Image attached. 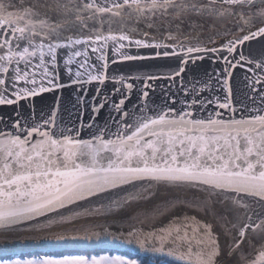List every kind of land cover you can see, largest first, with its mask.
I'll use <instances>...</instances> for the list:
<instances>
[{"label":"snow or ice","instance_id":"snow-or-ice-1","mask_svg":"<svg viewBox=\"0 0 264 264\" xmlns=\"http://www.w3.org/2000/svg\"><path fill=\"white\" fill-rule=\"evenodd\" d=\"M241 20L245 23L239 24ZM228 22L239 25V34L225 27L229 38L208 47L219 39L217 26ZM205 25L212 34L201 41L199 31ZM185 26L191 31L185 32ZM186 37L195 38V45L189 41L185 46ZM257 38L264 43V0H29L27 6L25 0H0V105H17L15 115L20 117L12 128L0 126V244L5 245L0 247V264H138L127 256L94 251L123 244L115 234L109 238L106 230L90 227V218L103 215L105 208L111 212L129 201L149 200L160 187L195 188L208 198L231 201L237 213L231 227L238 233L232 249L243 253L246 242L258 255L242 254L241 259L264 264V59L254 62L242 47ZM131 48H152L154 57H176L179 64L165 73H108L110 65L149 58L122 51ZM61 49L65 51L58 53ZM221 51L229 55L220 56ZM62 57L69 78L65 83L60 82ZM205 58L224 67L205 82L211 95L196 99L204 89L183 87L182 74L189 62ZM237 67L245 70L250 104L234 101L231 79ZM106 79L118 85L112 90L120 95L118 103L107 92L100 95ZM158 80L168 84L157 85ZM93 81L99 85L98 105L93 103L96 96L86 100L84 86ZM71 85H79L77 103L91 105L89 121H83L82 112L76 124L58 120L59 98L41 121L32 119L34 112L21 116L20 101L34 109L30 98ZM157 87L163 96L159 106L147 99L148 90ZM133 89L141 94L133 106L139 112L130 114L123 106L130 98L126 92ZM180 92L191 98H181ZM110 101L120 115L119 120L110 117L115 131L95 121ZM85 127L88 135L82 138ZM126 186L134 194L117 192ZM106 193L112 194L110 203L95 206L91 198ZM189 204L177 197L157 205L150 215L157 219ZM190 206L207 208L208 199ZM181 227L164 229L160 246L145 249V255L213 264L218 250L205 253L201 247L193 252L187 235L174 237V247L165 251L164 242ZM211 228L205 225V235H212ZM21 241L64 251L21 256L20 249L7 246ZM178 241L187 244L186 253L178 250ZM195 243L203 245L204 240Z\"/></svg>","mask_w":264,"mask_h":264},{"label":"water","instance_id":"water-1","mask_svg":"<svg viewBox=\"0 0 264 264\" xmlns=\"http://www.w3.org/2000/svg\"><path fill=\"white\" fill-rule=\"evenodd\" d=\"M29 0H25V6ZM243 20L239 21V24H244ZM219 30V39L215 41V43L208 44V47L219 46L223 44L228 38L230 33H225V27L230 30H234L239 34V25L233 24L232 22H228L226 25L220 24L217 26ZM185 32L191 31L188 26L184 28ZM212 34L211 26L205 25L199 31V38L201 41H206L208 35ZM189 41L193 45H195L196 40L193 37H186L184 39V44L187 46ZM173 42V41H166ZM245 56L251 57L254 62L264 59V43H261V39L257 38L256 40L245 42V45L242 46ZM240 49H238L239 51ZM65 50H58V53L63 52ZM122 51H127L132 55H141L145 57H149L143 60H133V61H123L116 65H110L108 69V73L112 72V69H118L122 73H131L132 75H146L148 73L158 72L165 73L171 69H175L179 61L176 57H166V58H156L153 56L155 49L152 48H131L124 49ZM108 56L111 58L114 53L111 50V47L107 49ZM91 54V53H90ZM118 55V54H115ZM200 55V54H195ZM229 55L226 51H221L220 56ZM209 57H214V54L209 53ZM66 57H62L60 61V82L65 83L68 81V76L65 74L64 66L62 63V59ZM79 59V58H77ZM71 67H74L71 66ZM224 64L220 61L213 63V59L205 58L203 60H197L195 63L189 62L186 66V71L182 74L184 84L183 87H187L189 90L194 86L197 90L203 88L204 90L200 93L196 99H200V96H210L211 93L208 87L205 86V82L209 81V77L215 75L216 70L223 69ZM254 67V64H253ZM107 75V73H106ZM249 76H253V73H248ZM178 81L181 77L176 78ZM127 82L136 83L135 80H129ZM141 84L143 81L140 82ZM151 83V82H149ZM157 85L163 83L165 85L168 84L167 80L164 81H155ZM231 84L233 88L234 101L236 103H246L250 104L251 102L248 100L246 93L249 91L247 88V81L245 80V70L243 68L237 67L234 70L233 77L231 79ZM98 82L93 81L90 84L85 85L87 88V96L86 100H92L94 96H96V88L98 87ZM180 86V85H178ZM118 87L115 81L107 80L105 84L101 86L100 95L103 96L105 92L109 93L111 97V101L116 103L119 102L120 95L119 93H112L114 88ZM213 90L215 88L214 81L212 82ZM259 87V85H257ZM79 85H71L68 87L57 89L53 92L43 93L39 96L30 98L32 104H34V109L31 105H29L28 101H20L21 105H24L20 109L21 116H28L29 113L34 112V116L32 119L35 121H41V117L47 118L50 115V112L55 109L57 98H59V112H58V120H62L64 124H76L79 122L81 117V112L83 113L82 119L87 122L93 116L91 105L88 104H78L77 103V89ZM126 91V90H125ZM149 97L148 100L151 101L153 105L159 106L163 103V96L159 87L155 89V91L148 90ZM130 96L128 100H126L124 109L129 110L131 112H139V108H134V105L138 104L140 100V95L133 89V91L129 94ZM223 97V92L216 93ZM79 95L84 96V92L80 91ZM181 98L190 99L191 97L185 96L184 92H180L178 94ZM111 101L109 103H105L104 107L100 109L99 114L95 115V121L100 126H103L105 123L109 124V127L112 131H115V126L113 122H110V117H114L115 120L120 119V115L115 112L114 108H111ZM95 104L100 103V97L96 96ZM173 108L178 107L177 104L171 105ZM212 105H209V108H212ZM17 105H0V118H4L2 122H0V126H5L7 128H12V122L20 119L17 115H15V110ZM254 114V113H253ZM201 115L206 116L207 113H201ZM238 115V113H237ZM128 122H131V115L127 118ZM24 121L21 120V123ZM88 129L85 127L82 132V138H87ZM36 135L33 136V139H37ZM143 183V182H141ZM131 186H126L124 189L117 190V192H123L125 197L127 195L134 194L129 192ZM111 193L102 194L100 197H93L91 200L95 203V206H99L101 203L107 205L110 203ZM179 197L181 200L189 201V205H181L175 207L171 211L167 212V214L160 216L157 219H153L150 215L153 208L157 205H163L165 201L173 200ZM203 199H208V207L207 208H198L190 206L191 204L199 203ZM251 199V198H248ZM88 203V201L82 202ZM236 209L234 205H232L231 201H225L223 198H217L212 196L211 198L207 197V194L203 191H199L195 188L187 189L184 191H178L174 188H164L160 187L156 190L154 196H152L149 200H142L139 202L129 201L127 206L122 207L119 210L113 209L111 212L107 211L105 208V212L103 215L96 216L90 218L93 223L90 224V227H93L95 230H106V234H109V238H111L112 234H115L120 241H122L123 246L115 248V249H127L133 251H142L145 252V249H150L152 247H159L161 244L160 237L165 235L164 229H168L169 227L176 225L182 226L179 234L173 233L172 236L168 238L166 242H164L165 251L174 247L172 243L173 238L177 235L185 236L192 241L193 244V252H195L198 248H203L205 253L210 249H217L218 255L213 258V264H236V261H239L240 264H246V261L241 259V255L251 254L252 258L255 259V256L258 255V252H253L252 247L248 246L245 242L241 245V249H244V252L241 253L240 250L232 249V239L233 236H237L238 233L236 229L231 227V224L236 221ZM211 224V236L205 235L206 229L205 225ZM204 240L203 245H197L195 243L196 240ZM253 241V245L257 244L256 235H252L251 237ZM49 241H54V237H49ZM212 241H215L213 243ZM32 241H21L16 244L7 245L8 247H13L20 249L19 253H24L28 251L38 250L40 252H55V251H64V249L58 248H40L37 246H33ZM180 248L178 249L180 252L187 251V244L185 242H179ZM27 245V246H25ZM5 245L0 244V247H4ZM158 256V255H157ZM167 257V256H165ZM176 260L174 257H169ZM194 259V258H193ZM181 261V260H177ZM185 263V261H181Z\"/></svg>","mask_w":264,"mask_h":264},{"label":"trees","instance_id":"trees-1","mask_svg":"<svg viewBox=\"0 0 264 264\" xmlns=\"http://www.w3.org/2000/svg\"><path fill=\"white\" fill-rule=\"evenodd\" d=\"M96 252H100V251H104V252H108V253H111V254H119V255H122V256H127L131 259H135L138 261L139 264H185V263H182V262H177L173 259H170V258H165V259H161L159 257H148L146 259H143V258H140V257H137V256H133L132 254H130L129 252H120V251H116V250H100V249H96L94 250ZM59 252L61 251H55V252H39L38 250H34V251H28V252H25V253H21L19 255L21 256H37V255H42L44 253H48V254H58Z\"/></svg>","mask_w":264,"mask_h":264},{"label":"flooded vegetation","instance_id":"flooded-vegetation-1","mask_svg":"<svg viewBox=\"0 0 264 264\" xmlns=\"http://www.w3.org/2000/svg\"><path fill=\"white\" fill-rule=\"evenodd\" d=\"M162 260L165 259L166 257H160Z\"/></svg>","mask_w":264,"mask_h":264},{"label":"rangeland","instance_id":"rangeland-1","mask_svg":"<svg viewBox=\"0 0 264 264\" xmlns=\"http://www.w3.org/2000/svg\"><path fill=\"white\" fill-rule=\"evenodd\" d=\"M139 264V263H138Z\"/></svg>","mask_w":264,"mask_h":264}]
</instances>
